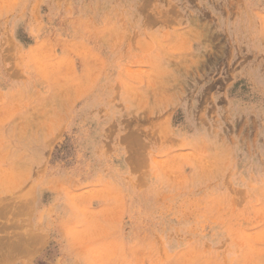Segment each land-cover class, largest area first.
Wrapping results in <instances>:
<instances>
[{
	"label": "rangeland",
	"instance_id": "rangeland-1",
	"mask_svg": "<svg viewBox=\"0 0 264 264\" xmlns=\"http://www.w3.org/2000/svg\"><path fill=\"white\" fill-rule=\"evenodd\" d=\"M0 264H264V0H0Z\"/></svg>",
	"mask_w": 264,
	"mask_h": 264
}]
</instances>
